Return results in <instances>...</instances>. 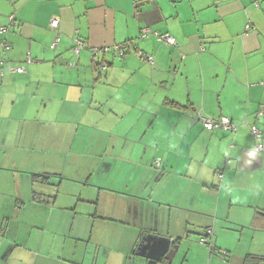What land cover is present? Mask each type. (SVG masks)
<instances>
[{"label": "crops", "instance_id": "obj_1", "mask_svg": "<svg viewBox=\"0 0 264 264\" xmlns=\"http://www.w3.org/2000/svg\"><path fill=\"white\" fill-rule=\"evenodd\" d=\"M11 14L26 72H0V264H149L147 234L179 245L171 264H264V0H0Z\"/></svg>", "mask_w": 264, "mask_h": 264}, {"label": "built area", "instance_id": "obj_2", "mask_svg": "<svg viewBox=\"0 0 264 264\" xmlns=\"http://www.w3.org/2000/svg\"><path fill=\"white\" fill-rule=\"evenodd\" d=\"M16 17L15 14H11L9 16V24L7 26H0V72L2 74L9 72V73H25L26 68L25 66L22 65H13L9 61V59L6 58L5 53L10 49V44L6 39V35L8 32L11 30L15 23ZM60 20L58 18H53L51 21V26L53 29H57L59 27ZM251 28V22L248 21L246 24L245 30L249 31ZM151 34L156 35L159 39L163 40L167 44L170 45H176V39L172 36H168L165 34H160L159 32H154L151 29L145 27L141 29L140 32V37L141 38H147ZM59 40V35L56 37V42ZM55 42V44H56ZM129 46L130 42L128 41H123L119 43H115L109 46H104V47H95L92 48V52L94 55H98L101 52L102 53H114L118 55L119 57H124L129 51ZM86 47V42L83 41L80 38H75L74 40V45L72 48V51L75 54H79L82 49ZM138 56L142 60H148V61H153V57L145 54L144 52H138ZM27 63H32V59L28 57ZM100 70L102 72H105L107 70V64H101L99 66ZM264 85V82L262 83ZM195 118L199 120L203 126L210 131H215V130H225L231 133H235L239 129V124L233 120L230 117H227L225 115H220L218 117H213V116H206L203 115L200 112H196L194 114ZM264 117V106H261L257 112V118H263ZM250 133L255 140V146L254 149L256 152H262L264 150V131L257 125L252 124L249 126ZM160 165V160L157 161L156 166ZM223 177L222 170H219L217 172V178L219 181H221ZM213 229L208 228L202 236H200V243L206 245L211 254L217 255L221 259H225L227 252L223 249H218L216 245L213 242Z\"/></svg>", "mask_w": 264, "mask_h": 264}, {"label": "water", "instance_id": "obj_3", "mask_svg": "<svg viewBox=\"0 0 264 264\" xmlns=\"http://www.w3.org/2000/svg\"><path fill=\"white\" fill-rule=\"evenodd\" d=\"M178 249L179 245L168 237L147 234L141 240L137 255L155 262L167 260L171 264Z\"/></svg>", "mask_w": 264, "mask_h": 264}, {"label": "trees", "instance_id": "obj_4", "mask_svg": "<svg viewBox=\"0 0 264 264\" xmlns=\"http://www.w3.org/2000/svg\"><path fill=\"white\" fill-rule=\"evenodd\" d=\"M217 247V246H216ZM218 248V247H217ZM218 249H220V248H218ZM248 261H247V264H251V263H254L255 261H256V259L255 258H253V257H249L248 259H247ZM149 264H157L156 262H150Z\"/></svg>", "mask_w": 264, "mask_h": 264}]
</instances>
